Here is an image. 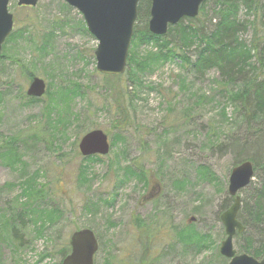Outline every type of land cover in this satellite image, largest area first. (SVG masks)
Listing matches in <instances>:
<instances>
[{
	"label": "rangeland",
	"instance_id": "374dc122",
	"mask_svg": "<svg viewBox=\"0 0 264 264\" xmlns=\"http://www.w3.org/2000/svg\"><path fill=\"white\" fill-rule=\"evenodd\" d=\"M17 1L8 4L16 20L13 31L30 24L32 36L39 39L52 31L54 51L34 74L50 94L42 102L25 99L31 81L9 61L0 62V212L5 215L15 199L21 200L28 189L29 183L22 187L26 177L34 178L37 186H49L46 199L52 207L41 210L28 202L30 224L22 232L27 247L11 244L8 222H3L0 264H60L58 248L83 229L98 241L93 264H225L219 254L225 240L219 217L239 155L232 145L247 147L239 159L252 157L255 151L248 147L258 129H247L230 101L242 79L225 87L214 70L200 76L173 60L140 75L137 88L124 81L126 68L120 77L132 102L125 100L127 126L117 127L108 106L112 92L104 89V75L96 71L98 43L82 15L62 0H38L34 8L18 7ZM212 9L209 3L196 17L202 33L214 28ZM238 17L247 19L244 10ZM135 25L140 26L137 21ZM239 37L249 44L252 30ZM176 41L172 44L179 46ZM146 49L156 51L153 46ZM143 52L140 48V58ZM186 54L193 63L196 47ZM59 85H79L83 97L65 106L56 120L53 105L58 103L52 104L51 97ZM49 118L54 125H47ZM95 129L107 135L110 150L84 163L78 143L75 148L73 144L84 130ZM3 138L15 140L14 157L5 154ZM260 163L250 186L239 192L243 205L264 182ZM200 166L209 169L210 178L198 171ZM84 167L88 182L77 177Z\"/></svg>",
	"mask_w": 264,
	"mask_h": 264
},
{
	"label": "trees",
	"instance_id": "16d2710c",
	"mask_svg": "<svg viewBox=\"0 0 264 264\" xmlns=\"http://www.w3.org/2000/svg\"><path fill=\"white\" fill-rule=\"evenodd\" d=\"M209 3L213 5V16L216 20L213 30L209 33H202L201 29L195 25L198 20L195 18L182 19L177 25L169 27L166 35L156 37L151 35L147 29L150 1L140 0L136 19L140 26L134 25L132 50H129L128 53L124 81L128 82L130 86L141 87L140 75L151 73L159 64L173 60H178L182 65L193 68V71L200 76L214 70L219 81L225 87H231L237 79L241 78L242 82L236 90L232 91L230 101L235 105L237 114L242 118L247 129H251L253 125H256L258 129L253 130L257 139L248 147L255 151L252 157L239 159L242 150L247 147H243L245 144L234 143L232 145L234 151L239 154L235 157L234 166L249 161L253 164L255 176L259 162H261L260 165L264 166V77H262V75L264 76V35H261L260 26L264 27V0H205L200 7L199 14L205 13L206 5ZM64 7L66 6L64 5ZM240 10H244L247 17L244 21L239 20L238 13ZM249 18H253L252 21H249ZM14 22H16L15 19ZM55 24L57 27L61 26L57 21ZM30 28L31 25L26 24L12 31L2 47V51L5 53L0 56V62L9 61L26 81H31L35 77L34 74L38 66H44L46 59L54 51V33L52 31L39 39L37 35L32 36ZM246 29L252 30V41L249 44H246L239 37L240 32ZM173 39H177L176 42L179 43V46L172 44ZM21 45H26L28 51H25L26 49H23ZM8 46L11 48L9 49ZM149 46H153L156 51H146ZM192 47H196L197 54L193 63L186 54ZM140 48L142 51L144 50L141 58L139 57L141 52L138 53ZM103 79L104 89L109 94L112 92L113 95V101L108 103V106L115 112V124L117 127L124 128L129 119L125 100L130 101L131 104L132 97L127 93L122 77L104 76ZM58 87L54 91L56 92L54 99L51 97L52 104L58 103V105H53L56 120L61 116L65 106L74 103L77 98L83 97L79 85H59ZM20 95L25 97L22 90ZM45 96H50L48 91H46ZM43 98L25 97L32 103L42 102ZM50 124L54 125L52 118L47 121V125ZM51 130L54 129L51 128ZM88 131L90 130H84L82 135ZM3 141L6 145L5 154L14 157L15 151L12 146L15 140L3 138ZM78 141L77 138L73 144L74 148ZM215 147L222 148L223 145L216 144ZM77 156L79 155L77 154ZM90 159L91 157L82 158V162H91ZM85 170V167L81 170L78 169L77 177L81 181L87 180L88 182V179L84 177ZM198 171L203 172L209 178L211 177L207 167L200 166ZM84 178L85 180H83ZM25 180L26 182L22 184V187L29 183L28 189L24 190V195L20 198L24 204L18 198L13 201L12 207L6 210L5 215L0 212V240L3 236L1 226L6 220L10 242L18 249L28 246V241L24 239L22 233L30 224L27 211L28 202H34L35 207L41 210H45L47 206L52 207L46 199L49 195L47 189L49 186H37L34 178H23V181ZM227 197L220 207V211H225L232 205L233 198ZM237 220L245 228L241 234L242 237H256L255 240L244 241L249 244V248L243 251L242 243L237 239L238 250L249 255L264 257V182L258 188L252 189L248 201L244 205L240 201ZM69 252L68 241L64 240L58 248L57 255L62 260Z\"/></svg>",
	"mask_w": 264,
	"mask_h": 264
},
{
	"label": "water",
	"instance_id": "95a60500",
	"mask_svg": "<svg viewBox=\"0 0 264 264\" xmlns=\"http://www.w3.org/2000/svg\"><path fill=\"white\" fill-rule=\"evenodd\" d=\"M76 9L83 17L88 33L97 41L94 52L96 71L104 76L120 77L125 73L129 48L133 38V29L137 19V7L140 0H62ZM149 20L147 29L156 37L166 35L168 27L177 25L182 19H195L205 0H149ZM38 0H18V7L34 8ZM9 0H0V56L2 46L13 31L14 19L8 12ZM46 92L45 82L34 77L27 90L29 98L40 99ZM81 157L107 156L110 143L101 130L85 133L78 142ZM254 176L253 164L244 161L232 168L228 178L227 193L233 198L232 205L220 215L225 232L219 254L232 259L229 264H264L242 255L234 257L232 241L235 231L240 234L243 226L237 220L240 209L239 192L247 188ZM146 200V199H144ZM70 252L60 264H93L98 243L91 230L73 232L68 240Z\"/></svg>",
	"mask_w": 264,
	"mask_h": 264
},
{
	"label": "flooded vegetation",
	"instance_id": "af4514ba",
	"mask_svg": "<svg viewBox=\"0 0 264 264\" xmlns=\"http://www.w3.org/2000/svg\"><path fill=\"white\" fill-rule=\"evenodd\" d=\"M242 225V224H241ZM243 226V225H242ZM243 228H244V226H243ZM244 231H245V228H244ZM243 231V232H244ZM242 232V233H243ZM242 233H238L237 232V229H236V231H235V234H234V236H233V241H232V245H233V249H234V251H235V254H234V257H236V256H242V255H246V256H248V257H250V258H252V259H254L257 263H260V262H263L264 261V257L263 256H256V255H249V254H247V253H244V252H241V251H239L238 250V247H237V245H236V240L237 239H239L240 241H241V243H242V251L243 250H247L248 248H249V244H246L244 241H249V240H255L256 239V237H247V236H241V234ZM178 244V243H177ZM251 247H253V246H251ZM254 248V247H253ZM223 259H224V261H225V264H229L231 261H232V259H226V258H224V257H222Z\"/></svg>",
	"mask_w": 264,
	"mask_h": 264
}]
</instances>
